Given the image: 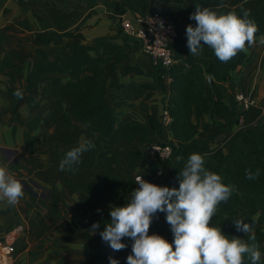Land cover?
Masks as SVG:
<instances>
[{
    "label": "trees",
    "instance_id": "obj_1",
    "mask_svg": "<svg viewBox=\"0 0 264 264\" xmlns=\"http://www.w3.org/2000/svg\"><path fill=\"white\" fill-rule=\"evenodd\" d=\"M185 7L184 14L190 15L195 7H209L220 12L244 10L250 12V19L258 26L256 37L264 34V0H161ZM102 0H20L33 14L48 17L58 32H66L92 6L99 5ZM160 11V10H155ZM152 11V12H155ZM162 13L175 16L171 12ZM196 22L186 20L180 37L172 46L175 63L169 68L158 69V73L170 79L173 91L172 105L166 109L171 122L168 129L174 139L161 143L143 124L133 122L127 113L135 107V101L148 93L162 92L165 84L161 78L152 82L122 83L125 98L117 101L110 99V78L116 72L121 74L141 75L142 71L130 64H123L127 50L138 46L137 41L123 34L118 38H101L91 44H84L80 33L69 36L68 48L71 54L67 57L57 56L51 61L34 63L27 80V88L23 99L13 93L9 96L18 101L13 109L16 118L24 103H31L33 97L52 96L60 103L49 109L46 127H52L53 133L48 139L50 149L78 146L82 139L91 141L95 146L84 152L78 164L71 169L55 171L44 168L37 158L29 156L32 166L27 167L29 175H38L50 182H58L70 196H77L80 216L86 225V233L80 237L85 241V252L88 262L79 264H104L109 256L120 264L132 253L133 241L123 238L127 245L123 250L113 252L102 241L100 232L111 221L110 205L124 206L130 193L138 187L135 183L138 175L159 186L179 187L177 179L192 153H199L204 158V166L221 176L223 183L233 187L227 202H221L216 214L210 221L211 226L222 228L230 236L248 240L244 232H238L234 219H243L251 225V234L255 235V243L261 251L259 264H264V123L256 129H239L237 100L234 85L227 84L233 71L243 65L246 53L239 52L228 62L220 61L214 51L204 45L197 55H191L187 47L186 28ZM14 27L8 28L13 30ZM27 29V28H26ZM122 44L118 43V40ZM18 48L7 52L0 60V72L10 78L11 82L20 80L22 65L31 58L27 44L40 41V36L25 38ZM69 75L63 82L59 76ZM43 85L50 89L40 90ZM231 136L228 147L221 146L220 137ZM155 144L169 145L173 149L168 160L151 159L149 150ZM126 145L129 163L128 173L122 172L118 166L123 164L120 155L121 146ZM139 146V147H136ZM180 157L181 159H177ZM246 169L253 173L259 170L256 179H248ZM163 171V174L159 173ZM48 219H54L58 211L57 204L63 202L59 194L50 197ZM99 223L96 230V243L91 239L90 229ZM159 234L173 243L174 236L170 225L166 222V213L158 212L150 227L149 235ZM251 243L252 241H248ZM244 264H251L245 257Z\"/></svg>",
    "mask_w": 264,
    "mask_h": 264
},
{
    "label": "crops",
    "instance_id": "obj_2",
    "mask_svg": "<svg viewBox=\"0 0 264 264\" xmlns=\"http://www.w3.org/2000/svg\"><path fill=\"white\" fill-rule=\"evenodd\" d=\"M184 8L161 0H102L99 5L92 6L83 14L69 30L62 33L55 29L48 17L31 13L20 0H0V60L9 50L18 48L19 43L26 44L25 38L35 39L40 36L38 43L27 44L31 58L22 65L20 80L12 83L9 77L0 72V165H6L9 173L24 185V196L19 204L10 206L5 200H0V241H7L15 247V264H79L88 262L90 258L84 249L85 241L80 237L87 229L80 216L77 196H70L58 182L29 175L26 171L27 167L32 166L29 156L37 158L44 168L60 171V161L72 148L53 150L48 144L53 128L46 127L45 122L49 117L50 107L60 102L52 96L33 97L31 103H24L20 107V118L17 119L13 107L18 101L9 96L10 88L14 86L23 92L26 90L35 62L69 56L71 49L67 45L69 36L73 33H80L86 45L101 38H118L124 18L133 19L155 10L171 12L185 19V26L189 15L184 14ZM11 26L14 27L13 30L8 29ZM262 36L264 34L256 37L257 43L245 51L243 65L232 72L227 83L234 85L235 95L243 94L254 102L249 110L244 111L243 129H256L264 123V44L259 43ZM118 43L122 44V41L119 39ZM123 64L139 68L142 74L123 76L120 71L113 74L109 80L111 101L125 98L124 89H119L122 83H145L161 78L165 90L148 93L136 100L135 107L127 113V117L135 123L146 125L159 142H171L174 139L173 133L164 123V112L172 105L174 96L170 89V79L160 75L158 69L161 68L136 45L127 50ZM51 76H59L63 82L70 79L67 74ZM45 88L50 89L48 85H43L40 92ZM237 110L239 114L242 112L239 103ZM230 137L219 138L224 149L228 147ZM119 152L123 164L118 168L128 173L129 156L126 145L121 146ZM32 183L35 187L31 186ZM53 193L59 194L63 202L57 204L55 218L48 219L50 197ZM91 239L96 243L97 236L91 234ZM121 264H127V260Z\"/></svg>",
    "mask_w": 264,
    "mask_h": 264
},
{
    "label": "clouds",
    "instance_id": "obj_3",
    "mask_svg": "<svg viewBox=\"0 0 264 264\" xmlns=\"http://www.w3.org/2000/svg\"><path fill=\"white\" fill-rule=\"evenodd\" d=\"M241 12L195 7L189 19L196 24H189L186 28L190 54L197 55L206 45L220 61L228 62L246 47L254 46L258 26L242 5ZM259 43L264 44V36L260 37ZM13 95L23 99V92L19 89ZM94 146L91 141L82 139L78 146L65 153L59 163L60 170L71 169L80 162L82 154ZM245 174L248 179H256L259 170L253 173L246 169ZM177 179L179 187L170 188L137 176L135 183L138 187L130 193L127 203L124 206L110 205L111 221L100 232L102 241L116 252L127 247L123 238L132 240V253L127 256V264H244L245 257L251 264H259L261 251L249 223L243 219L233 220L236 230L244 232L247 241L236 236L230 238L222 228L210 225L219 204L229 200L233 187L223 183L219 174L208 170L199 153L188 157ZM23 189L24 185L9 173L7 166L0 165V200L15 206L24 196ZM158 212L166 213L173 243L159 234L149 235ZM99 227L98 222L94 223L90 231L95 234ZM108 259L110 264H120L112 256Z\"/></svg>",
    "mask_w": 264,
    "mask_h": 264
},
{
    "label": "built area",
    "instance_id": "obj_4",
    "mask_svg": "<svg viewBox=\"0 0 264 264\" xmlns=\"http://www.w3.org/2000/svg\"><path fill=\"white\" fill-rule=\"evenodd\" d=\"M121 31L124 35L135 39L141 51L149 55L159 68L166 69L175 63L172 46L180 37V27L175 17L155 11L147 15L135 16L133 19L124 18L121 21ZM236 100L242 107L237 125L239 129H243L244 111L249 110L254 102L243 94L236 95ZM170 122V115L165 111L164 123L168 126ZM172 152L173 149L169 145L155 144L149 150V156L151 159L164 161L171 157ZM159 174L162 175L163 171ZM15 253L16 249L12 243L0 241V264H15L13 261Z\"/></svg>",
    "mask_w": 264,
    "mask_h": 264
},
{
    "label": "rangeland",
    "instance_id": "obj_5",
    "mask_svg": "<svg viewBox=\"0 0 264 264\" xmlns=\"http://www.w3.org/2000/svg\"><path fill=\"white\" fill-rule=\"evenodd\" d=\"M174 17H175V19L177 20V22H178V24H179L180 32H181V31L183 30V26H184V23H185V19L180 18L179 16H176V15H175ZM31 186H32V187H35V184L32 183Z\"/></svg>",
    "mask_w": 264,
    "mask_h": 264
}]
</instances>
